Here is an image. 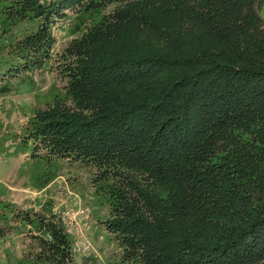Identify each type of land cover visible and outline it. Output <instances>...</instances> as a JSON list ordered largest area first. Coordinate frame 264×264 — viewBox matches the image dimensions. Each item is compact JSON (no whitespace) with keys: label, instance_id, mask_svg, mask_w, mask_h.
<instances>
[{"label":"trees","instance_id":"1","mask_svg":"<svg viewBox=\"0 0 264 264\" xmlns=\"http://www.w3.org/2000/svg\"><path fill=\"white\" fill-rule=\"evenodd\" d=\"M76 4L95 16L34 143L94 166L124 260L264 264V0H0V26L39 20L17 42L46 57ZM39 226L33 264H72L61 222Z\"/></svg>","mask_w":264,"mask_h":264},{"label":"rangeland","instance_id":"2","mask_svg":"<svg viewBox=\"0 0 264 264\" xmlns=\"http://www.w3.org/2000/svg\"><path fill=\"white\" fill-rule=\"evenodd\" d=\"M261 12L264 17V5ZM94 14L87 11L85 6L76 4L65 8L64 14L54 16L51 32L54 43L46 57L38 51L23 54L17 42L34 31L39 20L27 17V20L6 26V30L0 26V118L2 117L0 128L4 125L10 129L6 136L13 135L14 138H19V132L24 129L25 123L23 122L25 121L26 128L22 135L25 139L32 140L29 134L34 130L36 123H39L34 115L41 113L49 106L53 107L58 99L68 97L65 89L67 78L60 71L62 55L71 40L82 33L87 21L94 18ZM22 119L24 121H21ZM57 132L59 131L55 130L54 135ZM53 138L51 142L54 141ZM35 143L37 146L34 150L46 152L41 141H35ZM76 159L74 156L72 158H51L54 173L51 200L46 206L36 209L32 205V200H26L29 197L27 194L26 201L19 199L21 209L29 210L20 211L21 214L29 212L28 216L31 217L22 216L16 229L18 232L25 231L31 225V230L26 232V235L30 238L27 243L32 246L31 238L41 232L38 219L43 217L48 222H61L70 236L73 247L82 234L83 241L91 243L92 248L87 250L84 249V243L80 240V249L73 252L72 264H140L133 259L124 260L122 247L116 241L114 233L107 227L110 205L105 199V188L101 185H94L93 176L96 173L94 166ZM39 165L29 166L32 167L37 178L41 169ZM80 209L86 210L88 217L85 214H77L79 222L77 228L71 224V218ZM84 223L86 228H84ZM81 228H84V231L78 234L77 229ZM25 249L26 252L20 256L28 257V260L33 263L35 248Z\"/></svg>","mask_w":264,"mask_h":264},{"label":"crops","instance_id":"3","mask_svg":"<svg viewBox=\"0 0 264 264\" xmlns=\"http://www.w3.org/2000/svg\"><path fill=\"white\" fill-rule=\"evenodd\" d=\"M23 123L24 129L20 130L19 138L6 136L10 129L4 125L0 128V264H33L28 257L20 256L26 252L25 248L31 247L27 243L30 238L26 235V232H30L31 225L21 232H18L16 226L21 222L22 216H31H28L29 212H25L27 215L21 214L20 211L29 210L21 209L18 202L29 196L26 200H32L36 209L42 208L51 200L54 186L52 160L42 151L33 155L35 143L33 139H25L22 135L26 128V122ZM6 125L8 126L7 123ZM35 164H40L38 167L41 168L38 178L32 167H29ZM36 181L39 182L38 185Z\"/></svg>","mask_w":264,"mask_h":264},{"label":"built area","instance_id":"4","mask_svg":"<svg viewBox=\"0 0 264 264\" xmlns=\"http://www.w3.org/2000/svg\"><path fill=\"white\" fill-rule=\"evenodd\" d=\"M77 214H85L86 217H88V214H87V211L84 210V209H80L78 212L74 213L73 214V218H71V224H73L74 226H77L78 228V225H79V222L77 221ZM84 228H86V224L84 223ZM84 228H81V229H77V233L78 234H82L83 231H84ZM83 234L80 235V238H79V241H77V243L74 245L73 247V252H77V250L80 249V240L83 241ZM83 246H84V249H87V250H90L92 247H91V243L89 241H83Z\"/></svg>","mask_w":264,"mask_h":264}]
</instances>
